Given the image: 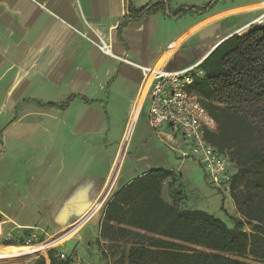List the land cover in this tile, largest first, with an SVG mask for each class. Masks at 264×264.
Segmentation results:
<instances>
[{"label": "crops", "instance_id": "obj_1", "mask_svg": "<svg viewBox=\"0 0 264 264\" xmlns=\"http://www.w3.org/2000/svg\"><path fill=\"white\" fill-rule=\"evenodd\" d=\"M155 1L164 9L118 32L125 0H0V230L49 224L64 243L102 223L140 231L104 213L155 169L172 173L160 182L163 201L195 209L182 207L173 133L148 122L152 75L202 62L224 39L264 24V0H222L204 14L176 17L167 12L211 0L129 3L137 9ZM98 238L100 245L121 242ZM92 245L84 260L99 261ZM25 249L0 246V263L27 264L35 255Z\"/></svg>", "mask_w": 264, "mask_h": 264}, {"label": "trees", "instance_id": "obj_2", "mask_svg": "<svg viewBox=\"0 0 264 264\" xmlns=\"http://www.w3.org/2000/svg\"><path fill=\"white\" fill-rule=\"evenodd\" d=\"M218 1L178 7L167 14H204ZM125 8L127 13L119 22L118 32L128 21L164 6L155 1L132 9L125 0ZM199 67L204 74L195 79L194 89L206 100V108L216 122L208 139L216 148L231 153L237 167L233 191L243 184L240 196L232 192L242 217L227 215L231 222L228 226L207 211L168 204L160 197V182L172 173L151 170L108 202L104 213L105 220H117L140 231L102 223L95 237L97 246L98 237L130 240L126 264H264V24L224 39ZM87 235L93 236L89 231ZM100 250L105 255L101 245ZM62 253L59 247L49 248L46 257L40 255L35 264H46V258L47 264H74L73 256L61 258Z\"/></svg>", "mask_w": 264, "mask_h": 264}, {"label": "built area", "instance_id": "obj_3", "mask_svg": "<svg viewBox=\"0 0 264 264\" xmlns=\"http://www.w3.org/2000/svg\"><path fill=\"white\" fill-rule=\"evenodd\" d=\"M98 48L108 53V46L100 39ZM201 62L177 71L156 70L147 91L148 122L153 130L167 126L188 147L181 151V159L191 157L199 164L212 187L221 195L232 194L233 176L237 167L227 149L220 150L208 139L216 122L205 102L194 89L196 78L203 76ZM148 70V68H145ZM65 253L60 255L61 258ZM73 256V254H70Z\"/></svg>", "mask_w": 264, "mask_h": 264}, {"label": "rangeland", "instance_id": "obj_4", "mask_svg": "<svg viewBox=\"0 0 264 264\" xmlns=\"http://www.w3.org/2000/svg\"><path fill=\"white\" fill-rule=\"evenodd\" d=\"M220 1L222 0H219L218 3ZM172 139L174 141L172 142V157H176V165L174 167L177 168L178 171L182 174V179L178 184L180 186L179 188H181L182 190V193L185 195L184 205H182V207L187 206V208H197L207 211L213 214L215 217L226 222L228 226H231V222L227 215L242 217L241 214L237 211L238 203L235 201L233 193H235L237 196H240L243 192V184L240 183L239 185H237L233 193L229 196L219 194L209 183L208 179L204 175L201 166L197 164L195 160H193L191 157L181 159V151H188V147H186L184 143L182 144L183 141L181 140V138L178 135L172 134ZM255 144L258 145L259 142H256ZM175 193L176 196L177 194L179 196L181 195L180 190L179 192L175 191ZM174 205L178 208L177 204ZM221 206L223 209L221 208ZM30 216L33 218L32 215ZM41 216V218L44 217L43 215ZM42 225L35 224L22 229L6 230L5 228V230H0V246L19 245L21 242H24V245H22V247L29 248L30 246H33L35 244L42 243L43 249H45L52 242L56 243V245L53 247H59L60 252L68 255L73 254V259L75 261L74 264H126L124 260L126 252L131 245L130 240L128 242L121 241L117 242L116 244L114 243L109 245H101L103 250L105 251V255H101L100 243L99 246H97L95 242V237L98 235L99 230H96L95 227L89 230V232H91L93 236L89 237L86 232L82 231L80 232L82 233L80 234L81 236H77L76 238H74L75 242H73V240H69L71 242L66 241L64 243L57 240V235L54 234L57 231L49 228V224ZM246 228L249 231V227ZM75 232L76 231H74V233ZM39 240L42 241L38 242ZM62 243L64 244L60 245ZM87 243L89 245L93 244L92 249L99 252V254L101 255V259L99 261L84 260L85 256L83 252L86 250V246L89 247ZM49 248L52 247H48L47 249ZM47 249L44 253L32 257L27 261V264H35L36 259L40 255H46ZM122 254L124 255V258L121 257ZM5 258L6 259L4 260L8 259V257Z\"/></svg>", "mask_w": 264, "mask_h": 264}, {"label": "bare ground", "instance_id": "obj_5", "mask_svg": "<svg viewBox=\"0 0 264 264\" xmlns=\"http://www.w3.org/2000/svg\"><path fill=\"white\" fill-rule=\"evenodd\" d=\"M262 14V13H261ZM264 18V17H263ZM263 21V20H262ZM246 29V28H245ZM244 29V30H245ZM158 65H155V67H157ZM158 68V67H157ZM154 70V69H153ZM147 81H148V83L150 82L149 81V76L147 77V79H146ZM90 215H92V213L91 212H87L82 218H81V220H83V221H85L88 217H90ZM76 224H79V226L76 228V230L80 227V223H74V225H72V227H74ZM75 230V231H76ZM74 232V231H73ZM43 249V244L42 243H40V244H37V245H35V246H33V247H29V248H26L24 251H25V253H27L28 254V256H33V255H35L36 253H38V252H40L41 250ZM0 264H3V263H0Z\"/></svg>", "mask_w": 264, "mask_h": 264}]
</instances>
